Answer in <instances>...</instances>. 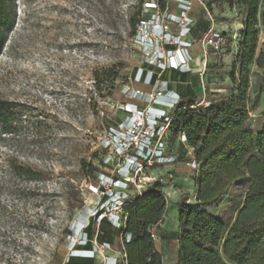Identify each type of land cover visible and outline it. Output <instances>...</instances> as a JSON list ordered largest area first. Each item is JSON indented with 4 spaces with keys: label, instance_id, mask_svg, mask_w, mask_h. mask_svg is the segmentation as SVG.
<instances>
[{
    "label": "rangeland",
    "instance_id": "rangeland-1",
    "mask_svg": "<svg viewBox=\"0 0 264 264\" xmlns=\"http://www.w3.org/2000/svg\"><path fill=\"white\" fill-rule=\"evenodd\" d=\"M167 1L172 15H182L183 20L193 16V10L184 14L178 10V0ZM148 2L151 0L11 3L16 14L14 26L0 55V99L6 101L10 112L8 123L0 124V264H65L82 238V218L87 219L85 214H93L99 205L100 174L116 176L126 159L125 151L107 146L111 126L126 130L121 122L130 114L122 106L137 104L144 116L152 107L174 111L176 106L157 99L162 80L201 101L230 96L238 88L232 74L239 79L240 72L233 69V62L240 52L239 27L246 17L245 8L236 2L210 0H200L198 12L213 22L212 32L225 34V43L218 48L207 40L191 45L192 70L186 79L179 78L176 70H167L160 72L159 87L138 82V77L131 82L134 72L149 69V76L154 69L150 66L156 68L157 61H165L149 54L163 42V36L153 35L152 26L161 25L169 33L168 39L180 34L183 26V20L172 16L173 20L167 21L165 12ZM207 27L200 22L197 28ZM147 35L153 36L150 44ZM182 38L193 42L190 37ZM263 43L261 27L257 55ZM249 80L247 127L256 133L264 126V90L260 89L262 70L255 62ZM133 90L148 93L150 99L135 98ZM165 141L178 161L154 163L128 180L133 182L130 194L136 193L141 177L161 183L167 197L160 229L163 261L176 264L178 212L184 198L195 202L196 186L186 165L189 148L179 138L165 137ZM246 187V181L234 183L220 201L207 206L208 210L231 221ZM75 228L79 230L72 236ZM112 249L99 248L95 261L86 264H105L107 255L123 258L119 247Z\"/></svg>",
    "mask_w": 264,
    "mask_h": 264
},
{
    "label": "trees",
    "instance_id": "trees-1",
    "mask_svg": "<svg viewBox=\"0 0 264 264\" xmlns=\"http://www.w3.org/2000/svg\"><path fill=\"white\" fill-rule=\"evenodd\" d=\"M12 2L0 0V55L14 26L16 14L11 7ZM156 2L163 11L170 10L169 1ZM210 2H236L245 8L240 52L233 62V69L239 68V79L232 74V80L239 86L230 96L208 100V105L201 104L196 95L184 98L177 92L180 99L175 110L167 112L170 122L165 137L179 138L180 143L192 149L188 160L194 157L199 164L197 169L192 170L196 186L195 202L184 198L179 210L176 264H264V126L256 133L247 127L250 66L254 62L262 70L260 89L264 90V43L257 56L260 28L264 27V0ZM198 3V0L193 2V13L198 12ZM197 15V19L193 15L190 36L202 40L209 32L197 27L200 22L209 26V22L200 12ZM167 47L175 48L172 45ZM150 68H154L151 69L152 86L160 72L167 70ZM148 70L143 68V77L139 82L144 83ZM190 73L179 72L181 76H186L181 79H186ZM136 74H132L131 82ZM165 81L167 88L172 89L171 83ZM9 114L6 101L0 99L1 125L8 123ZM182 135L186 137L185 143L181 141ZM93 170L96 168L93 167ZM240 181L247 183L243 202L232 220L226 222L210 212L207 206L220 201L227 190ZM132 198L133 202L121 210L123 222L120 227L114 226L108 216H104L97 226L96 218L91 217L84 230L87 241L76 249L92 250L93 240L96 239L100 245L109 244L112 250L120 248L123 254L120 264H164L161 241L153 237L167 208L162 185L159 181L153 182ZM129 235L130 240H127ZM98 255L69 254L64 263L86 264L95 261Z\"/></svg>",
    "mask_w": 264,
    "mask_h": 264
},
{
    "label": "built area",
    "instance_id": "built-area-1",
    "mask_svg": "<svg viewBox=\"0 0 264 264\" xmlns=\"http://www.w3.org/2000/svg\"><path fill=\"white\" fill-rule=\"evenodd\" d=\"M178 10L181 13L190 12L192 10L193 2L195 0H178ZM200 1V0H198ZM149 3H154V5L158 6L156 0H151ZM159 7V6H158ZM165 18L167 21L173 20L172 16L179 20H183L182 15H172L167 9L165 11ZM142 24H148V21H143ZM194 24V17L187 16L183 20V26L181 27L180 34L171 35V39H168V32L162 29V26H152V33L157 37L163 36L162 46L157 45L150 51V55L153 58H163L164 62L157 61L155 65L156 67L164 70H178L181 73L191 72V61L192 56L189 52V47L196 42H201L207 40L209 43L213 44L217 48L225 43L227 37L224 34L216 33L210 31L208 35H206L202 40H198L197 38H192L190 36L191 26ZM183 36L190 37L193 42H189L188 40H183ZM146 42L150 44L153 39L152 35H147ZM234 40L238 37H232ZM168 45L175 46V48H168ZM177 45H180L177 47ZM151 75L146 76L145 81L150 84L151 77L153 71L151 70ZM149 73V71H148ZM138 82L141 81L143 77V68L140 70L138 74ZM144 81V82H145ZM162 84L160 85V91L158 92L159 97L157 99L160 103L168 104L172 106H176L179 101V94L172 89L167 88L166 81L162 80ZM160 81L156 80L154 86L159 87ZM134 91V90H133ZM133 95L135 98H140L148 101L150 99L149 94H144L141 91H134ZM201 104L208 105L209 102L202 100ZM122 110L127 111L130 115L125 122H121L122 127H125L126 130H122L121 127H111L110 128V141L108 142L109 146H117L120 151H125L127 156L124 161V164L121 168H119L118 174L116 176H108L105 173H101L102 176L99 177L98 184V192L99 195V205L95 208L94 213L91 215L85 214L86 218H82L84 221L83 227L80 228L81 236L80 240H78L77 245H83L87 239L85 235V227L87 226L89 219L91 217H95L97 221V226L104 216H108L112 222V224L116 227H120L122 225V216L121 210L122 208L130 202H133V196L136 194H141L142 191L146 188L145 185L151 183V178L141 177L140 182L137 185L136 193L130 194L131 186L133 182L128 180L133 177H138V175L144 170L153 166L154 163L159 164H170L176 163L178 161V157L171 153L168 150V146L165 141L166 129L168 128V124L170 120H167V111L165 109H159L152 107L146 116H144L142 110L138 108L137 104L127 103L125 106H122ZM163 118V121L161 120ZM139 136L142 138L139 140ZM134 137L136 139L134 140ZM181 141L183 143L186 142L185 135L181 136ZM139 145L135 147V145ZM188 147V146H187ZM134 148L132 153H128V150ZM189 150L191 149L188 147ZM192 150V149H191ZM190 153L189 155H191ZM109 162H104V164H108ZM186 165L189 166L191 170H195L198 168V162L193 157L186 161ZM105 179V180H103ZM104 210L101 212V210ZM79 229L75 228L72 232V236L77 233ZM130 235L127 237V240H130ZM153 237L157 240H161L159 235L154 232ZM107 248L111 249L109 244L100 245L96 241L93 240V249L92 250H77L74 249V252L70 253L71 255H82L93 257L96 253H99V248ZM117 252V251H116ZM105 264H120V258L107 255L105 259Z\"/></svg>",
    "mask_w": 264,
    "mask_h": 264
},
{
    "label": "crops",
    "instance_id": "crops-1",
    "mask_svg": "<svg viewBox=\"0 0 264 264\" xmlns=\"http://www.w3.org/2000/svg\"><path fill=\"white\" fill-rule=\"evenodd\" d=\"M192 15H194V17L197 19V17H198V15H197V13H193ZM206 20V19H205ZM245 20V19H244ZM206 21H208L209 22V27H208V32H210L211 30H212V28H213V22L211 21V20H206ZM244 21L243 22H241V25H240V27H239V30L240 31H242V29L244 28ZM216 27H222L223 29H226V25H216ZM259 51H260V49H259ZM257 53H258V50H257ZM237 56H238V53L236 54V57L234 56V58H235V60H236V58H237ZM258 56V55H257ZM255 64H256V62H255ZM257 65V64H256ZM171 75H172V73H171ZM188 76H190V75H187V77ZM184 78V77H186V76H181L180 74H179V78ZM172 90H174L175 92H178V93H180L184 98H186L187 96H188V94H187V92H185V91H183V90H179V89H177L176 87H173L172 86ZM190 153H192V150L190 149L189 151H188V154H190ZM165 218H166V216H165ZM176 222H177V226L179 227V212H178V216H177V220H176ZM167 225V224H166ZM160 229H163V224L162 223H160L159 224V226L156 228V232H157V234L159 235V237L161 238V244H162V242H163V232L160 230ZM163 245V244H162ZM114 252H116V251H114Z\"/></svg>",
    "mask_w": 264,
    "mask_h": 264
}]
</instances>
